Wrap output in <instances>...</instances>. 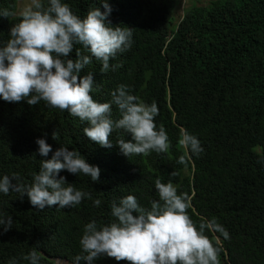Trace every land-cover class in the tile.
<instances>
[{
  "label": "trees",
  "instance_id": "1",
  "mask_svg": "<svg viewBox=\"0 0 264 264\" xmlns=\"http://www.w3.org/2000/svg\"><path fill=\"white\" fill-rule=\"evenodd\" d=\"M19 0H0V11L17 13L0 17V46L10 39V28L19 22ZM180 0H107L113 25L133 28L131 47L110 60L119 63L101 73L95 60L81 70V77L94 73L93 98L108 102L119 85L147 104L159 108L156 124L169 135L167 153L125 156L118 139L130 140L115 131L111 148L101 147L84 133L87 122L44 101L9 103L0 98V179L19 174L31 184L41 159H50L56 149L77 150L88 163L99 166V182L84 174L60 173L78 190L91 193L79 205L34 208L27 195L0 193V214L11 216L12 228L0 235V264L15 258L18 264L36 247L43 254L40 264H72L81 252L84 226L93 219L108 224L115 218L111 204L135 195L143 207L158 199L155 180H171L178 193L192 197L189 213L199 223L213 218L229 233L219 232L221 264H264V0H217L193 6L176 23ZM47 3V0H44ZM74 13L85 17L101 0H64ZM80 50L90 55L87 50ZM75 59V49L70 54ZM113 106V119H119ZM201 142L204 151L192 155L187 166L178 160L180 129ZM57 131L58 140L52 138ZM52 146L48 157L39 154L37 139ZM176 171L177 176H171ZM15 183V181H13ZM95 199L101 200L99 207ZM3 229L0 227V232ZM94 264H129L102 256Z\"/></svg>",
  "mask_w": 264,
  "mask_h": 264
},
{
  "label": "clouds",
  "instance_id": "2",
  "mask_svg": "<svg viewBox=\"0 0 264 264\" xmlns=\"http://www.w3.org/2000/svg\"><path fill=\"white\" fill-rule=\"evenodd\" d=\"M100 7L89 9L85 17L73 12L64 0H31L20 13L19 22L10 28V39L0 46V98L9 103L26 100L29 105L44 101L48 106L68 112L73 117L87 122L83 133L101 147L113 146L111 135L123 130L130 140L118 139L117 143L125 156L167 153L169 135L165 127L156 124L159 108L155 101L150 105L131 93L126 84H121L111 93L108 102H98L93 96L94 73L81 77V70L95 60L102 64L101 73L114 71L122 65H110V60L128 50L133 43V28L113 25L109 19L112 8L107 0ZM15 11L3 9L0 17L12 18ZM90 55L82 54L80 47ZM76 58H70L74 51ZM113 106L120 114L113 119ZM52 138L58 140L54 131ZM179 145L184 154L178 163L187 166L192 155L203 151L200 140L186 129H180ZM39 154L48 157L53 152L46 139H37ZM84 174L93 182H99L101 169L87 162L77 150L62 146L50 159H41L40 170L33 174V182H20L19 174L4 175L0 179V193L27 195L34 208L59 205L71 208L79 205L91 193L78 190L60 173ZM171 176L178 175L176 171ZM15 181V183H13ZM155 189L158 199L143 207L135 195H126L111 204L115 219L108 224L95 219L84 226L79 241L81 252L72 264H94L102 256L129 264H221L220 239L209 232H219L225 239L228 231L215 218H201L199 223L189 213L192 197L178 193L177 187L157 178ZM101 205L100 199L93 201ZM13 225L11 216L0 214V227L8 232ZM43 254L33 247L22 257L30 264H40ZM66 262V261H65ZM9 264H18L13 258Z\"/></svg>",
  "mask_w": 264,
  "mask_h": 264
},
{
  "label": "rangeland",
  "instance_id": "3",
  "mask_svg": "<svg viewBox=\"0 0 264 264\" xmlns=\"http://www.w3.org/2000/svg\"><path fill=\"white\" fill-rule=\"evenodd\" d=\"M217 0H180L179 5L177 6L175 10V21L176 23L179 22L183 16L184 13L190 9L193 6H207L211 2H214ZM31 4V0H19L18 1V16H20V13L25 9V7L29 6ZM57 264H69L65 261H57Z\"/></svg>",
  "mask_w": 264,
  "mask_h": 264
}]
</instances>
